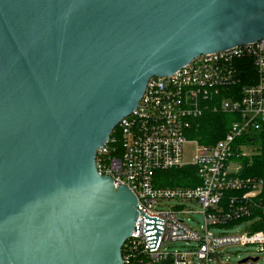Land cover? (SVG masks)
<instances>
[{
    "label": "water",
    "instance_id": "obj_1",
    "mask_svg": "<svg viewBox=\"0 0 264 264\" xmlns=\"http://www.w3.org/2000/svg\"><path fill=\"white\" fill-rule=\"evenodd\" d=\"M261 40L264 0H0V264H123L96 151L150 79Z\"/></svg>",
    "mask_w": 264,
    "mask_h": 264
},
{
    "label": "built area",
    "instance_id": "obj_2",
    "mask_svg": "<svg viewBox=\"0 0 264 264\" xmlns=\"http://www.w3.org/2000/svg\"><path fill=\"white\" fill-rule=\"evenodd\" d=\"M206 112L234 116L214 145L189 138ZM263 129L264 40L199 56L171 76L150 79L135 110L95 154L97 173L115 188L126 187L136 200L137 218L121 248L122 263L226 264L222 250L232 245H257L264 260V229L253 231L263 221V181L240 177L241 166L233 159L246 149L235 142L243 136L256 140ZM185 145L194 149L186 164ZM231 163L237 165L233 171ZM186 166L195 170L198 185H156V172ZM194 213L203 217L198 229L181 220ZM242 223L243 235L226 234ZM176 243L183 245L180 250L167 249Z\"/></svg>",
    "mask_w": 264,
    "mask_h": 264
},
{
    "label": "trees",
    "instance_id": "obj_3",
    "mask_svg": "<svg viewBox=\"0 0 264 264\" xmlns=\"http://www.w3.org/2000/svg\"><path fill=\"white\" fill-rule=\"evenodd\" d=\"M233 120V115L206 112L197 120L198 127L190 133L189 138L202 145H214L223 138ZM251 139L253 138L243 136L235 142V145L251 147L256 151L250 156H242L235 152L233 159L241 166L238 173L240 177L263 181L260 199L264 205V133H261L253 144L249 143ZM155 179L156 185L160 187H193L199 184V180L195 177V170L190 166L156 172ZM261 218L263 221L257 224L253 231L264 229V214Z\"/></svg>",
    "mask_w": 264,
    "mask_h": 264
},
{
    "label": "rangeland",
    "instance_id": "obj_4",
    "mask_svg": "<svg viewBox=\"0 0 264 264\" xmlns=\"http://www.w3.org/2000/svg\"><path fill=\"white\" fill-rule=\"evenodd\" d=\"M256 150L254 148H246L243 151L244 156H250ZM194 149L191 145H185L183 148V162L190 163L192 154ZM237 168L236 163L230 164V170H235ZM174 202L170 201L167 204L172 205ZM195 211H199V208L194 207ZM181 220L191 228L198 229L199 225L203 224V217L201 214L194 213L192 215L183 216ZM246 223L239 224L233 228L225 229L227 235L232 236H241L246 232ZM212 232H218L216 230H212ZM181 243H176L172 245V247L167 248L169 251L173 250H180L182 248ZM257 245H232L227 246L222 250L221 262L222 263H229V264H237L243 259L248 257H258L256 264H264V260L262 257L257 256Z\"/></svg>",
    "mask_w": 264,
    "mask_h": 264
}]
</instances>
